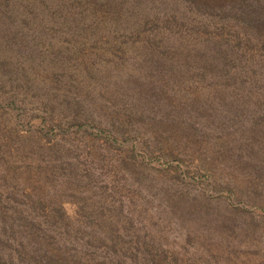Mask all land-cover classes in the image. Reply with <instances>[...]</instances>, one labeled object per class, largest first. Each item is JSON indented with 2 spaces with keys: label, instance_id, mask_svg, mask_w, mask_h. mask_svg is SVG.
Listing matches in <instances>:
<instances>
[{
  "label": "rangeland",
  "instance_id": "obj_1",
  "mask_svg": "<svg viewBox=\"0 0 264 264\" xmlns=\"http://www.w3.org/2000/svg\"><path fill=\"white\" fill-rule=\"evenodd\" d=\"M0 209L134 210L49 264H264V0H0Z\"/></svg>",
  "mask_w": 264,
  "mask_h": 264
},
{
  "label": "trees",
  "instance_id": "obj_2",
  "mask_svg": "<svg viewBox=\"0 0 264 264\" xmlns=\"http://www.w3.org/2000/svg\"><path fill=\"white\" fill-rule=\"evenodd\" d=\"M79 212L84 221L76 224L64 209H0V264L56 263L68 254L63 256L61 248L65 245L67 248L70 242L97 239L99 234L109 231L117 232L110 240L118 241L119 233H130L136 221L131 209H79ZM103 258L90 257L88 262L107 264L109 258Z\"/></svg>",
  "mask_w": 264,
  "mask_h": 264
}]
</instances>
